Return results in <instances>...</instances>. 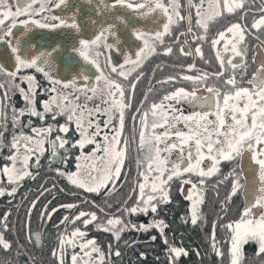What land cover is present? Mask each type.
Segmentation results:
<instances>
[{
    "label": "snow or ice",
    "instance_id": "6c2138e0",
    "mask_svg": "<svg viewBox=\"0 0 264 264\" xmlns=\"http://www.w3.org/2000/svg\"><path fill=\"white\" fill-rule=\"evenodd\" d=\"M87 3L85 22L81 7L70 0H0V149L9 153L0 165V183L8 184L0 187V195H14L25 178L36 179L33 164L39 167L46 158L49 171L74 196L59 205L65 211L56 225L57 247L51 249L56 264H107L112 245L107 252L101 248L89 236L92 227L117 240L126 229L152 228L129 218L156 213L158 204L170 200L177 180L189 186L195 224L208 179H216L217 187L228 181L221 210L237 193L245 204L237 218L221 225L228 246L217 247L213 228L211 247L227 264H243L242 244L251 241L254 255L264 258V59L257 62L253 54L256 66L249 72L244 46L247 36L264 34V8L244 21L243 0ZM226 14L239 15L214 30ZM204 43L215 50L216 71L209 74L189 62L181 67L197 74L165 75L156 83L175 85L183 79L191 86H173L151 100V87L136 96L148 55L159 51L171 57L179 44V54L203 60ZM17 95L20 107L13 101ZM185 103L191 111L183 110ZM245 157L251 166L247 174L243 167L221 170V162L239 158L243 164ZM36 203L31 201L29 217ZM44 207L41 220L50 219ZM10 211L0 225V248L6 252L12 249L4 235ZM155 227L163 233V221ZM27 239L41 243L42 231L33 234L29 228ZM168 251L173 260L186 255L181 247Z\"/></svg>",
    "mask_w": 264,
    "mask_h": 264
},
{
    "label": "trees",
    "instance_id": "16d2710c",
    "mask_svg": "<svg viewBox=\"0 0 264 264\" xmlns=\"http://www.w3.org/2000/svg\"><path fill=\"white\" fill-rule=\"evenodd\" d=\"M253 16L244 15V21H250ZM238 15H229L226 20L230 22L236 21ZM242 21V22H244ZM256 37L254 35H249L246 37L245 48L247 52V64L248 71L250 72L253 67H255L252 63L253 56V45L255 43ZM211 51V50H209ZM207 49L204 51V55L211 58V63L208 64V73H212L217 70V62L214 59V53L212 55V51L209 52ZM211 53V54H210ZM239 71L237 69V79L239 80ZM146 82L143 84L142 94L146 89ZM189 81L183 82L181 86H189ZM177 87V86H176ZM155 88V87H153ZM151 95V93H150ZM142 96V95H141ZM239 158L235 160L233 164H229L228 162H221V170L224 173H227L229 168L238 167ZM74 164L72 159L69 160V167ZM48 161L44 162L40 168L37 169V173L39 175L36 180L30 181L31 178H25L23 183L27 181V185L34 184L41 186L44 184L45 187L51 186L46 183V181H52L55 183L56 187L52 189V208H56L62 203L72 202L74 199L73 193L69 192L64 188V183L61 180H57L52 173L49 171ZM53 176V177H52ZM229 188V182L225 181L223 184H220L219 187L216 186V179L209 178L206 182V186L203 189V203L197 204V214L198 220L197 223L193 224V226L189 225V223H184L185 216H181L183 213L182 202L173 201L174 204L171 206L165 207V215L164 218L167 219V225L163 226V233L155 224L158 222L157 219L160 218L163 212L162 207H157L156 213L149 211L146 217L150 219L149 223L153 224L152 228L142 229L140 232H137L134 229H126L122 234L126 232L132 234V237L126 238L120 237L119 240L115 239L111 234L106 231L98 230L95 227H92L89 232V236H94L96 238L97 244L103 248L107 252V245L111 243L112 245V255L108 258L107 264H227V258L218 257L215 253H210L211 247V234L213 232V228L215 231V238L217 241V247L220 249H224L228 246V241L225 237L228 233L225 231L222 224L227 223L228 219L237 218L239 212L242 210L243 201L241 197V193H237L234 195L228 203V206L222 211L219 201L222 200ZM130 189H125V191H129ZM218 193V195H217ZM46 194V191H45ZM79 194V193H77ZM123 195V193H121ZM39 198V197H38ZM117 196L115 199H119ZM30 198L26 199V203ZM178 203V205L176 204ZM46 200L43 199V202L39 199L38 208H42L43 212L45 211ZM87 207V205H85ZM41 216L40 213H38ZM61 214L58 213L54 216V226L57 225V222L61 218ZM39 220V218H38ZM132 223L135 222L136 218L134 215L131 216ZM25 228V223L22 225ZM45 228V216L43 220H39L37 222V229ZM55 230V228H54ZM45 229L42 231V241L37 244V246L32 249H28L31 257L33 258L36 264H55L53 260H50V256L47 253L39 252L46 250L47 246V236L44 233ZM44 233V234H43ZM55 233V231H54ZM138 235V237H137ZM22 242H25L24 236L21 235ZM151 237H155V239H151ZM165 239L167 243H165ZM54 238V242H55ZM172 247H184L185 250L188 251L186 255H181L176 257L174 260L172 258V254L169 253L168 249ZM117 248L119 250V255L114 256L113 251ZM165 248V249H164ZM256 245L249 241L245 244L243 248L244 260L243 264H261V260L264 259L262 257H257L254 255ZM35 250L32 253V251ZM167 250L165 256H163V251ZM143 252L145 255L143 257L140 256V253ZM161 252V254H160ZM24 261V257H23ZM26 261V260H25ZM27 264H29L27 262Z\"/></svg>",
    "mask_w": 264,
    "mask_h": 264
},
{
    "label": "flooded vegetation",
    "instance_id": "af4514ba",
    "mask_svg": "<svg viewBox=\"0 0 264 264\" xmlns=\"http://www.w3.org/2000/svg\"><path fill=\"white\" fill-rule=\"evenodd\" d=\"M70 3H72L74 6L81 7V9L84 13L83 18H85V22H86V17L90 12V5L87 3V0H70ZM182 3H186V0H182ZM243 3L245 4V6L247 8V12L244 15H249V16L258 15V10L260 8H264V0H243ZM237 15H239V14H237ZM228 16L229 15L226 14L222 18H220L218 23L214 26V30L219 29L222 25L228 24L229 21L226 20V18ZM234 16H236V15H234ZM145 26L148 28H152L154 25L152 23H147ZM42 31L58 32L59 30H42ZM254 36L256 37V40H255V43L253 45V51H254L253 54H256V50H255L256 46H259L264 51V34H262L259 31H256L254 33ZM167 39L168 38L166 37V41H167ZM179 40H180V42H182L184 40V37L180 36ZM136 43L138 45L142 46L140 41H136ZM173 43H176V41H173ZM178 47H179V44H177L176 47L173 48V54L171 57H165L164 54L160 53L159 51L156 54L148 55L144 65H143V68L145 71V78H143L141 81H139L137 83V87H136V96L137 97H142L141 95L146 93L148 87L152 88L151 95L149 93V99L150 100L152 98H155L158 95L162 94L164 90L171 89L173 86L182 87L181 86L182 81L187 82L186 80L180 79L177 82H175V85H173L172 83L160 85V84H157L156 81L160 80L163 76L170 75V74L171 75H177V74L194 75V74H197L196 70L189 71L186 68L181 67L182 65H186L189 62L194 61L196 66H197V69H199L200 71H208L209 66H207L208 64H206L204 61L205 60L211 61V58L205 56L204 51L207 49L208 51L209 50L212 51V55H213V53H215V50L211 49L208 43L203 44V56H204L203 60H201L200 57H197V56H191V57L182 56L181 54H179V52L177 50ZM128 50L129 51H135V47H133L132 49H128ZM211 51H209V52H211ZM225 55H227V54H225ZM247 56L248 55L246 52L245 60H247ZM214 59H215V56H214ZM251 60H252V58H251ZM160 65H164V66L161 68ZM254 66H256V65H254ZM153 73L155 74L154 79H153ZM145 81H147L146 82V89L142 94V89H143L142 87H143V84ZM150 81H151V83H150ZM189 84H190V82H189ZM22 86H26V85H22ZM189 86H191V85H189ZM153 87H155V88H153ZM13 101L17 107H20L22 104V101L20 100V97L18 95L13 98ZM183 110L191 111L192 108H190V104L185 103L183 105ZM24 119H27V118L25 117ZM25 131H27V129H25ZM8 154H9L8 149L6 147L0 149V165H2L5 162L4 157L7 156ZM46 160H47L46 158H42L39 162V164H40L39 167H37L36 164H33V170L35 172H37V169L40 168L42 166V164L44 162H46ZM69 160H68V166H69ZM36 179H30V181H34ZM0 187L7 188L8 184L7 183H0ZM188 187L189 186L187 184L182 185L179 180L172 182L170 189H169L170 200L169 201H162L160 204H158V206L160 208L162 207L163 212L161 213L162 216L160 218H158L157 221L158 222L163 221V226L167 225V219L164 218V215L166 214L164 211L165 207H167L168 205L171 206V204H174L173 203L174 200L177 202H180V201L182 202V206L184 209H182L183 213L181 216L186 217L184 219V223L185 224L189 223V225L193 226V223L191 222L192 201H190L187 198ZM45 189H47V191ZM52 189L53 188L51 186L45 187L44 184H41V186L34 185V184L27 185V181L25 183H23V181H21L17 185V191L14 195H8V194L0 195V225H2L4 222L3 213L5 211L11 210L10 215L7 217L8 228L6 230H4V235L7 239H9L12 242V249L10 252H6L2 248H0V261H7V260L11 259V264H27V262L29 264H36L34 262L33 258L31 257L30 253L28 252V249H32L34 246L36 247L37 243L35 242L34 239L31 241L28 240L27 237L29 235V228L31 229L33 234L37 230V222L41 219V216L43 214L42 208H38L37 206L39 204V199L42 202H43V199H45L47 211L50 213L51 218L49 219L47 216H45V228H40L41 231H43L45 229L44 233L47 236V243H46L47 248L44 252H43V250H41L39 252L49 254L50 260H53V262H55V264H56V258H54L51 254V249L53 247H57V236H58V229L56 226L53 225L54 224V216L57 215L58 213H60L62 216L64 214L65 210L60 208L59 206H57L56 211L51 212V209H52V196H51ZM45 191H46V194H45ZM28 198H30V199L27 202V205L24 206V203H26L25 201ZM33 199H37V203L32 208L31 213H30V217H29L27 210L29 209V206H30L31 201ZM63 204L64 203H62L60 205H63ZM176 204L178 205V203H176ZM38 213H40L41 216L39 215V217H38ZM133 215L136 218L134 223H132L131 217L129 218V220L132 224H140V223L148 224L150 222V219H147L148 217H146L147 216L146 213H137V214H133ZM38 218H39V220H38ZM23 223H25V228L22 227ZM54 228H55V230H54ZM134 230H136L137 232H140L142 230V228H136ZM54 231H55V233H54ZM130 233L126 232L125 234H121L120 237L122 238V237L126 236V238H130V237H132V234H130ZM21 235L24 236L25 242H22V240H21L22 236ZM137 237H138V235H137ZM54 238L56 239L55 242H54ZM181 248L185 249L184 247H181ZM116 250H117V248H115L113 251V254L115 257L118 256L115 254ZM34 251L35 250H33L32 253H36ZM166 253H167V250H164L163 256H165ZM187 253H188V251L186 250V254ZM210 253H215V250L213 248L212 249L210 248ZM160 254H161V252H160ZM23 257H24V261H23Z\"/></svg>",
    "mask_w": 264,
    "mask_h": 264
},
{
    "label": "water",
    "instance_id": "95a60500",
    "mask_svg": "<svg viewBox=\"0 0 264 264\" xmlns=\"http://www.w3.org/2000/svg\"><path fill=\"white\" fill-rule=\"evenodd\" d=\"M255 50H256V54H255V58H256V61H260L261 59H264V51L259 47V46H256L255 47ZM234 62L236 63H239V58L237 57H234L233 58ZM149 88V87H148ZM147 88V90H148ZM147 92V91H146ZM190 108H192V106L190 105ZM243 167L244 170H245V173L247 174L249 172V169H250V162L249 160L247 159V157L244 158L243 160V164H241V160L239 159V169ZM241 197H242V200H243V206L245 204V199H244V196L243 194L241 193Z\"/></svg>",
    "mask_w": 264,
    "mask_h": 264
},
{
    "label": "rangeland",
    "instance_id": "374dc122",
    "mask_svg": "<svg viewBox=\"0 0 264 264\" xmlns=\"http://www.w3.org/2000/svg\"><path fill=\"white\" fill-rule=\"evenodd\" d=\"M194 195H195V193H194ZM245 244H246V243H243V244H242V249H243V247L245 246ZM69 251H70V250H69Z\"/></svg>",
    "mask_w": 264,
    "mask_h": 264
}]
</instances>
